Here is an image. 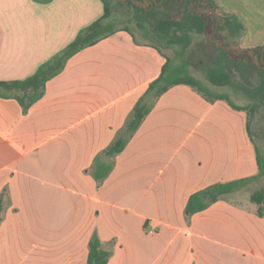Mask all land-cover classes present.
I'll return each mask as SVG.
<instances>
[{
    "label": "crops",
    "instance_id": "crops-1",
    "mask_svg": "<svg viewBox=\"0 0 264 264\" xmlns=\"http://www.w3.org/2000/svg\"><path fill=\"white\" fill-rule=\"evenodd\" d=\"M214 1L245 25L242 47L264 45V0ZM103 14L102 0H0V81L33 75ZM165 63L119 30L72 56L28 111L0 96V264H87L95 233L107 264H264V215L253 192L233 198L261 180L186 214L193 193L259 173L247 111L226 100L171 87L109 176L92 175Z\"/></svg>",
    "mask_w": 264,
    "mask_h": 264
},
{
    "label": "trees",
    "instance_id": "trees-1",
    "mask_svg": "<svg viewBox=\"0 0 264 264\" xmlns=\"http://www.w3.org/2000/svg\"><path fill=\"white\" fill-rule=\"evenodd\" d=\"M42 1L46 2L49 0ZM136 1L147 2L148 0ZM151 1L153 4L147 3V6H143L138 5L133 0H117V5L119 7H128L131 10L132 18L146 37H152L156 41L165 43L166 46L180 47V50L176 52V56H183L184 52L190 47L193 33L201 35L206 33L208 26L207 18L209 16L207 9L218 7L214 0H194L197 3L195 9L190 10L187 8L183 16L176 19L173 17L171 9L167 7V3L170 0ZM182 1L186 4L191 2L190 0ZM102 2L104 4V14L89 26L83 28L70 44L51 59L44 62L33 75L21 80L0 81V89L6 91L0 93V96L16 98L26 112L45 95L47 82L59 75L65 69L69 59L82 49L98 43L100 40L119 30L130 32L135 41H138L128 25L124 24L122 27L116 26L120 21V17L114 14V5L111 0H102ZM199 2L201 3L199 4ZM202 5L206 7L205 13L200 10ZM130 19V17L126 18V20ZM215 19L214 28L216 34L224 31L227 33V37H233L234 39L245 31V25L235 14L223 13L220 19H218V15H216ZM220 41L225 46H230L231 48L228 49L225 46H221L220 43H212L214 55L211 63L205 67L208 81L213 86L231 85L236 87L247 96L253 98L254 102L250 106L240 105L235 103L228 94L214 92L190 73L188 68L189 63L186 59H183L180 63L173 64L161 47L151 44L163 53L166 63L160 76L149 85L147 90L137 100L125 124L118 130L112 142L96 156L92 165V175L98 182H102L109 176L115 166V157L126 148L159 97L175 85H189L211 102L218 99L226 100L232 108L247 111V129L253 139L251 132V110L255 106L264 103V60L262 59L258 63L249 50L234 49L232 47L233 44L228 43L224 38H221ZM260 49L253 48L258 58L262 56ZM244 54L247 56L243 57ZM235 75H239L240 77V80L237 82L234 80ZM253 76L257 78L255 85H251L252 79L250 77ZM256 153L259 166V173L257 175L225 183L212 184L193 193L186 207L187 217L205 210L224 194L242 189L253 180L259 181L264 175V157L257 145ZM3 198L4 192L0 197V224L3 220ZM251 199L258 204V214L264 215V187L254 191L251 194ZM111 255L112 250L106 249L98 234L95 233L89 242L87 264H107Z\"/></svg>",
    "mask_w": 264,
    "mask_h": 264
},
{
    "label": "rangeland",
    "instance_id": "rangeland-1",
    "mask_svg": "<svg viewBox=\"0 0 264 264\" xmlns=\"http://www.w3.org/2000/svg\"><path fill=\"white\" fill-rule=\"evenodd\" d=\"M126 1V0H124ZM190 3H185L182 0H170L167 3V7L171 9V13L174 18L179 19L183 16L185 10L189 8L190 10H194L196 7V1L190 0ZM112 4L114 5L113 9L114 14L118 17H120V21L117 23V27H122L124 24L128 25L129 28L132 30V32L135 34L136 38L142 42H146L149 44H156L163 52L170 58L171 62L173 64L180 63L183 59H186L189 63V71L192 75H194L197 79H199L205 86L211 88L214 92H220V93H226L228 94L231 99L240 105H251L254 102V99L250 96H247L242 91L238 90L236 87H233L231 85L226 86H213L207 79L205 74V67L211 63L213 55H214V47L212 43H220L221 38L225 39L228 43L233 44L234 49H247L250 51V49L253 50V48H261L260 52L262 53V56L258 58L255 55L256 61L259 60L258 63L261 62V60L264 57V45H258L251 48H244L241 46V38L245 34V31L238 37H227V33L222 31L216 34L215 32V17L216 14L221 16L223 13L218 10L217 8L214 10V13L209 12L208 16V26L205 34H192V44L190 47L184 52L183 56H176V52L180 50V47L178 46H166L165 43L156 41L152 37H146L143 32L138 28L136 21L132 18L131 10H129L128 7H119L117 5V0H111ZM148 4H152L151 0L147 1ZM201 3V2H200ZM199 3V4H200ZM188 5V6H187ZM204 13L206 11V7L202 5L200 8ZM208 10V9H207ZM203 13V14H204ZM131 15V16H130ZM127 16V17H126ZM131 18L130 20H126V18ZM256 37H260V33L254 34ZM219 41H214V40ZM248 53V52H247ZM247 55L244 54L243 57H246ZM252 79V84L255 85L257 78L255 76L250 77ZM235 82L240 80L239 75L234 76ZM252 112V118H251V132L253 139L255 141V144L257 145L260 153L264 157V103L255 106L251 110ZM261 182H256L255 184H252L247 187V189L241 190L233 195V198H238L245 203H247V199L250 197V194L254 191L260 190L264 187V175L260 178ZM248 204L255 205L250 200Z\"/></svg>",
    "mask_w": 264,
    "mask_h": 264
},
{
    "label": "water",
    "instance_id": "water-1",
    "mask_svg": "<svg viewBox=\"0 0 264 264\" xmlns=\"http://www.w3.org/2000/svg\"><path fill=\"white\" fill-rule=\"evenodd\" d=\"M135 3H137L138 5H143V6H147V2H137L136 0H133ZM200 3V2H199ZM153 4V3H152ZM214 10H215V7H213V8H210V9H208V12H210V13H214L215 14V12H214ZM217 15V14H216ZM218 19H220V16L218 15ZM214 41H219V40H214ZM220 44H221V46H225L224 45V43L223 42H221L220 41ZM226 48H228V49H230L231 47L230 46H225ZM250 52L253 54V57H255V53H254V51L252 50V49H250ZM263 60H264V57H263ZM257 61L259 62V60L257 59Z\"/></svg>",
    "mask_w": 264,
    "mask_h": 264
}]
</instances>
